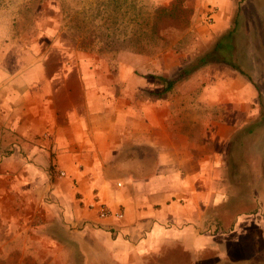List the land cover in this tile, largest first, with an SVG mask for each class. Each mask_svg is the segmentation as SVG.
I'll list each match as a JSON object with an SVG mask.
<instances>
[{"label":"crops","instance_id":"crops-1","mask_svg":"<svg viewBox=\"0 0 264 264\" xmlns=\"http://www.w3.org/2000/svg\"><path fill=\"white\" fill-rule=\"evenodd\" d=\"M22 63L14 79L0 73V264H59L61 241H75L88 222L98 224L102 229L95 235L104 238L98 244L89 234V240L125 264H143L171 243L198 256L219 243V233L239 232L242 217L228 230L219 216L210 217L218 224H204V214L225 201L219 191L204 188L205 164L218 165L222 155L215 151L206 162V150L213 143L214 150L227 147L237 131L234 120L200 121L198 108L193 116L182 107L173 115L170 105L160 107L169 92L153 98L156 108L147 114L145 131L135 124L122 132L125 120L119 118V105L104 98L107 94L86 88L75 72L61 76L56 62L30 71ZM226 69L204 81L219 87L227 78L221 75L229 74L233 87L240 84L233 97L247 94V105L255 104L244 78ZM152 80L159 87L150 92L164 89ZM199 94L188 100L202 107ZM210 94L213 116L220 99ZM129 143L153 151V167L136 173L123 169L124 163L134 164L122 157ZM95 197L124 218L100 220L88 207Z\"/></svg>","mask_w":264,"mask_h":264},{"label":"rangeland","instance_id":"rangeland-1","mask_svg":"<svg viewBox=\"0 0 264 264\" xmlns=\"http://www.w3.org/2000/svg\"><path fill=\"white\" fill-rule=\"evenodd\" d=\"M234 28L243 42L231 58L216 46ZM207 55L219 62L202 67V75H197L200 68L191 76L179 78L183 69ZM21 60L22 69L27 71L56 62L61 76L75 72L88 83L86 88L107 94L104 98L119 105V118L125 120L119 126L122 132H129L135 124L145 131L149 124L147 114L156 108L153 98L157 96L148 92L159 87L147 77L149 74L175 81L160 105H170L173 115L182 107L193 116L194 108H198L200 121L215 124L219 117L223 125L228 119L234 120L237 131L227 147L220 144L214 150L213 143L206 150V162L212 161L210 155L215 151L222 155L218 165L205 164L209 179L204 188L219 191L225 201L204 214V224H218L210 217L219 216L220 224L228 230L242 217L239 232L215 234L219 243L208 245L198 256H192L181 244L171 243L142 262L264 264V0H0V73L16 78ZM233 63L242 72L233 68ZM226 68L244 78V87L251 88L257 97L255 104L247 105L246 92L233 97L240 84L233 87L229 74L221 75L227 78L219 87L204 81L215 73H226ZM209 91L220 99L218 113L214 110L213 116L207 101ZM196 93H200L199 98L203 95L202 107L189 101ZM154 155L129 143L122 157L134 164L121 167L132 173L144 172L147 166L153 167ZM255 211L256 215L251 214ZM84 224L79 229L86 232L76 233L75 241H61L65 249L60 250L59 264H125L113 261L89 240L90 234L98 244L104 241L95 235L102 229L98 224Z\"/></svg>","mask_w":264,"mask_h":264},{"label":"trees","instance_id":"trees-1","mask_svg":"<svg viewBox=\"0 0 264 264\" xmlns=\"http://www.w3.org/2000/svg\"><path fill=\"white\" fill-rule=\"evenodd\" d=\"M242 42L243 41H242V37H241L240 33L234 28V29L230 30L226 35H224L221 38V40L219 41V43L216 46V50H218L222 54L231 55V58H234V55L240 51L241 46H242ZM210 59L211 58L209 55L199 58L194 66L191 65V67H187V68L183 69L180 72L179 78H181V79L186 78L188 76H191L194 72H196L200 68H202V67H204V66H206L212 62H219L217 60L212 61ZM231 66L233 68L241 71L239 69L238 65L234 64ZM147 77L150 79L160 80L165 85L164 90L161 92H148L149 95H151V96L156 95V96L162 97L166 93L171 92L173 87H174V84H175L174 80L167 79L163 76H156V74H149ZM179 78H176V79H179Z\"/></svg>","mask_w":264,"mask_h":264},{"label":"built area","instance_id":"built-area-1","mask_svg":"<svg viewBox=\"0 0 264 264\" xmlns=\"http://www.w3.org/2000/svg\"><path fill=\"white\" fill-rule=\"evenodd\" d=\"M63 175H65L63 173ZM91 210H95L100 220H107L112 216L123 219L124 214L121 212L114 213L106 204L102 203L98 197H95L93 203L88 206Z\"/></svg>","mask_w":264,"mask_h":264}]
</instances>
